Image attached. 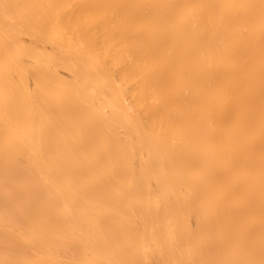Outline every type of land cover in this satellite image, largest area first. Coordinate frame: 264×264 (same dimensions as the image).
I'll list each match as a JSON object with an SVG mask.
<instances>
[{
	"label": "bare ground",
	"instance_id": "1",
	"mask_svg": "<svg viewBox=\"0 0 264 264\" xmlns=\"http://www.w3.org/2000/svg\"><path fill=\"white\" fill-rule=\"evenodd\" d=\"M0 264H264V0H0Z\"/></svg>",
	"mask_w": 264,
	"mask_h": 264
}]
</instances>
